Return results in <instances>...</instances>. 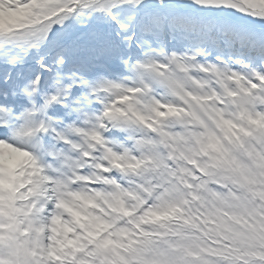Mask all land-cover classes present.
I'll list each match as a JSON object with an SVG mask.
<instances>
[{
    "label": "snow or ice",
    "instance_id": "6c2138e0",
    "mask_svg": "<svg viewBox=\"0 0 264 264\" xmlns=\"http://www.w3.org/2000/svg\"><path fill=\"white\" fill-rule=\"evenodd\" d=\"M0 264H264V0H0Z\"/></svg>",
    "mask_w": 264,
    "mask_h": 264
}]
</instances>
